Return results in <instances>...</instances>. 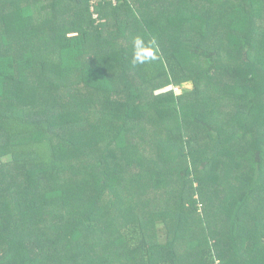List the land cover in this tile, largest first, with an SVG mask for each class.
Listing matches in <instances>:
<instances>
[{"label": "trees", "instance_id": "obj_1", "mask_svg": "<svg viewBox=\"0 0 264 264\" xmlns=\"http://www.w3.org/2000/svg\"><path fill=\"white\" fill-rule=\"evenodd\" d=\"M89 1L0 0V264H240L264 252V0H103L96 19L82 16ZM69 11L82 23L75 35ZM136 37L153 42L156 60L132 64ZM188 55L206 65L190 68ZM158 81L192 89L156 94L145 110L141 87ZM193 93L198 114L183 107ZM67 103L102 151L91 184L83 147L51 139L48 111ZM148 109L161 114V136ZM153 144L157 159L144 155ZM162 163L177 198L139 204L148 192L129 183L162 176Z\"/></svg>", "mask_w": 264, "mask_h": 264}, {"label": "rangeland", "instance_id": "obj_2", "mask_svg": "<svg viewBox=\"0 0 264 264\" xmlns=\"http://www.w3.org/2000/svg\"><path fill=\"white\" fill-rule=\"evenodd\" d=\"M101 1V2H100ZM113 1V0H112ZM103 3V0H90L89 1V10L88 12H84L82 14V16H87V18L89 17V14L91 16V18H97L98 16V12H97V5L98 3ZM216 4L222 2V0H215ZM221 5V4H220ZM221 7V6H220ZM225 13H226V9H224L223 7L217 9V11H214V15L218 18L214 19V24H213V30L218 31L214 37L216 38L217 35H220L219 31L221 30H225L221 27V25L223 24L222 21L225 20ZM69 15V26L70 29L67 31L68 33L66 35H75L78 33L79 31V26L82 24L80 22L79 19L76 18L75 15L72 14L71 11H69L67 13V16ZM17 18L14 16L13 20L11 21V19H6V24L5 26L8 29L9 35L13 32H15L17 30L16 24H14V21ZM227 19H230L227 18ZM222 20V21H221ZM101 22H103V20H101ZM223 33V32H222ZM213 37V38H214ZM46 40V38H44V41ZM43 41V42H44ZM207 43L209 45H212L210 43V41L205 40V44L207 46ZM41 45V44H40ZM214 46V45H212ZM52 46H49L47 48H50ZM45 48V47H44ZM31 52V50H30ZM185 59H187V65L190 68H199L203 65H206V63H204L202 61V59H197L193 56H186ZM203 63V65H202ZM235 68L234 67H230L229 70H227V72L225 73V76H229L230 74L234 73ZM219 78H217L216 83L217 84H222V82H230L232 81V79H227L225 81L222 80V76L219 75ZM163 81H158L155 83H146L141 87L142 91V102L143 105L142 107L145 108V110L147 109L146 106H148L147 101H152L153 96L159 93H163L169 90H173V92L178 95L181 94L183 92V89H192V84L190 81L187 82H183L181 85H165L162 84ZM188 91V90H187ZM190 91V90H189ZM186 92V91H184ZM182 95V94H181ZM197 96L193 93L190 95H185L184 96V108L187 110V112L190 114H198L199 110H202L203 106H204V102L201 99V97H197ZM224 107L219 108L221 110H223ZM28 109L30 110H34L33 108L28 107ZM37 112L40 114V108H37ZM52 112V113H51ZM147 120L146 124H148V126L151 125L152 123V128L150 127V130L153 134V136H161L164 131H165V125L164 123L161 121V119L159 118V116H161L160 113L155 111H152V109H148L147 111ZM52 114L53 116H55L56 118H58L57 120H55V127H53L54 133L52 135V141L53 142H58L60 139L62 138H73L74 142H78L81 147H83V153L87 156L88 160L90 161L89 163H85L83 164V160L81 159V157H79V168L81 170V176H86L87 179L89 180L90 184L93 182V177L92 174L94 173L95 169H96V164H93V161L97 160L99 158V155H101L102 151L98 150L96 148L95 150V146L93 145L94 140L91 139L92 136L89 135L90 132V127L88 126L89 124L85 121V118H83V116L81 115L80 112V108L79 107H74L69 105V103H67V105H61L60 107L57 108H52L51 110L48 111V115ZM169 115V114H167ZM192 125V124H190ZM187 129V133L189 134L190 132L195 131V129L197 128L196 126L192 125ZM148 128V127H147ZM202 132H200L201 134ZM242 135V134H241ZM242 138L244 139V137L242 136ZM158 154V150H157V146L156 144L151 145L149 148H147L144 151V155L148 158L151 159H157L155 158V155ZM112 158H114V160L116 162H122V158L121 156H119V154H111ZM235 158V156L233 157ZM161 161V160H160ZM162 162V161H161ZM242 162V161H239ZM102 166H104L105 168L109 169V165L105 162H103L102 164H100ZM214 166V168H213ZM212 168L214 171L216 172H220L222 169L219 167V164L217 162H214ZM247 163L245 161H243L242 165H239L237 167V172L238 170H240L242 172V174L245 173V170L248 169L247 168ZM161 171H162V176H154L151 180H143V181H135L133 180V182L129 183V186L134 188V189H141L144 192H148L147 194H145L143 197L140 198V200H136L139 204H141L142 202H147L148 198H152V197H156V199H160V198H166L167 196H172V200H175L177 198V193H178V180L176 181L174 178V174L171 171V169L169 168V165L162 163L161 164ZM235 171V170H234ZM233 175V174H232ZM89 184V185H90ZM206 187V186H205ZM194 192V184L193 185H189L188 186V193H193ZM195 197H197V194L195 193ZM200 201L198 203V209L199 211L196 213V220H197V226L199 228H201L202 224L200 222V220L198 219L197 216H201V212L204 210L203 205H199ZM151 206H154V204H151ZM204 212V211H203Z\"/></svg>", "mask_w": 264, "mask_h": 264}, {"label": "clouds", "instance_id": "obj_3", "mask_svg": "<svg viewBox=\"0 0 264 264\" xmlns=\"http://www.w3.org/2000/svg\"><path fill=\"white\" fill-rule=\"evenodd\" d=\"M153 42L150 41L145 44L141 37H136L133 41L132 64L139 65L145 64L149 61L157 59L155 48L152 46Z\"/></svg>", "mask_w": 264, "mask_h": 264}, {"label": "crops", "instance_id": "obj_4", "mask_svg": "<svg viewBox=\"0 0 264 264\" xmlns=\"http://www.w3.org/2000/svg\"><path fill=\"white\" fill-rule=\"evenodd\" d=\"M240 264H264V252H258L256 250H253L249 253L247 261H244V263Z\"/></svg>", "mask_w": 264, "mask_h": 264}]
</instances>
